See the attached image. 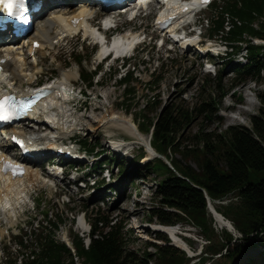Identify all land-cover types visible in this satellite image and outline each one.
I'll return each instance as SVG.
<instances>
[{"label": "rangeland", "instance_id": "rangeland-1", "mask_svg": "<svg viewBox=\"0 0 264 264\" xmlns=\"http://www.w3.org/2000/svg\"><path fill=\"white\" fill-rule=\"evenodd\" d=\"M214 3L221 4L222 0H215ZM75 6L77 5H73V8H71L72 11L78 10ZM71 9H67L68 12ZM92 10L97 11L95 8H92ZM55 11L45 14L43 17L48 18L52 13L55 14ZM155 12L156 6L152 5L150 6V17L144 16L132 23H128L125 17L119 19V25L122 29H133L140 35H142V32L146 35L144 39L146 43L139 46L127 60L113 62L110 59L106 64L97 65L99 63L98 46H95V41L92 38H85V29L77 37H71L70 35L60 42L54 40V37L58 35L53 36L56 32L53 29L50 37L52 47L46 45L35 56L31 54L18 56L21 61L24 60L27 63L24 66V69L27 70L26 74L35 72L33 83H49L61 79L66 72L76 73L77 78L73 90L79 101L70 102L68 108L70 110L69 114L72 115L69 119V125L76 127L72 132V141L76 148L79 147V142H87L86 145L88 147L93 146L95 151L89 154L87 161L78 163L76 168L65 167L67 174L57 179L44 172V166L47 162L54 163L52 158H49V160L43 159L39 162L44 172V176H41V182L43 183L31 190L29 200H26L25 204L17 206L8 219L0 214V264L6 258L16 256L15 236L19 230L24 229L26 231L31 223H35V226L38 222L41 223L43 212L48 214V218L52 222L57 218L61 219L62 223L55 232L57 242L63 243L65 241L63 236H66L69 242L75 234L81 237L86 236L90 230L88 220L94 217L96 211H100L104 216L122 220L125 224V229L129 231L125 237L127 250L142 254L147 249V251L153 253L154 248L148 247L147 243H162L156 240L155 233L158 225L154 222L149 223L148 212L157 204L154 191L157 182L164 178V173L160 171L161 173L157 174L153 171H147L144 163L147 160L146 158H151L148 150H142L141 145H131V137L124 131L101 126L99 120L106 117V115L114 114L125 117L137 126L139 124L137 118L140 113L153 120L163 107L187 105L191 108L196 104L200 105L199 103L202 100L204 102L210 97L214 100L219 99L220 102L213 106L215 115L212 117V121L204 122L206 131L220 134L231 126L251 129V117L258 116L260 110H264V104H261V97L264 96V73L259 82L249 79L245 82L236 83L232 82L235 75L231 73L230 68L225 64L227 58L224 62L220 58L218 60H208V62H211V66H204L205 57L197 53L195 44L192 46V52H185L180 49L181 43L169 45L168 47L172 51L157 47L150 40L155 36L153 20L151 19ZM210 18V10H204L195 17V20L201 23L204 38L209 34ZM93 22L91 24L94 27ZM37 25L38 22L35 26ZM33 33H35L34 28L29 35ZM86 37L88 36L86 35ZM208 39L214 45L219 44L221 40L220 37ZM205 41L208 40L205 39ZM22 43L21 40L20 44ZM210 46L212 45L208 44L205 49ZM223 46L222 43L221 50L224 49ZM215 47L218 48L217 45ZM71 54H80L85 59L81 67H77L69 59ZM235 62L236 57L233 58L232 63ZM122 64L126 67H121ZM97 66L99 69L94 77V86L85 90L84 85L78 78V72L93 71ZM126 71L131 72V85L135 88V104L130 108V112H125L126 103L122 105L123 87L118 83ZM219 71L221 72L222 82L218 83L221 90H218L215 87V82H213ZM22 82L23 88L31 84L26 79H22ZM234 83L236 85L231 88ZM78 92H81L84 97H80ZM247 96L254 101V107L250 112L241 116L244 124L230 123L228 118L237 115L239 110L246 106ZM147 100L158 102L157 109L152 110V107H146L145 102ZM200 121L201 119L196 117L186 127L183 133V145L188 144L187 139L196 133ZM28 125L29 123L27 127ZM31 125L35 128L38 127ZM7 133L8 131H5L2 135ZM142 136L149 141V135L142 134ZM113 142L121 145L114 151L108 148L112 146L111 143ZM2 144V136L0 135V145ZM6 152L12 153L9 150ZM140 153H143V159L140 158ZM174 158H178V156ZM100 159L102 160V167L107 170L101 175L99 169H89L91 164ZM62 163L67 165L66 162ZM190 165L194 169L196 168L192 161H190ZM50 170L49 168V172ZM71 171H77V176L84 178L89 173L91 174V181H88V185L84 188L80 185H73L72 180L75 173L71 174ZM263 174V172L257 173L250 170V180L252 182L257 181ZM102 179L105 185L97 191V183ZM94 181H96L95 186H92ZM230 202H236L233 195L222 201H216L214 204L227 205ZM211 206L214 208L213 204ZM213 221L212 226L219 237H222L223 230L234 234V228L228 230L229 227H222L216 220ZM45 225L46 223H43V226ZM171 230L174 231V234L178 231L177 228ZM179 232V237L181 239L185 238L192 251V253H189L184 250L186 248L184 240H179L175 234L177 238L175 240L176 245L182 246L184 249L177 248L188 254V258H192V261H189L188 264H200L198 262L199 257L210 258L203 247L205 244L209 246L208 242L200 236L196 228L191 225L180 224ZM218 256H213L211 261L206 260L203 264H214L219 259ZM263 258L264 249L254 245L239 256L233 264H263ZM76 262L78 263L79 260Z\"/></svg>", "mask_w": 264, "mask_h": 264}, {"label": "trees", "instance_id": "trees-1", "mask_svg": "<svg viewBox=\"0 0 264 264\" xmlns=\"http://www.w3.org/2000/svg\"><path fill=\"white\" fill-rule=\"evenodd\" d=\"M210 12L208 36L220 37L230 49L226 54L228 56L237 54L242 46L246 51L244 63H232L228 59L225 62L235 75L232 82L249 79L261 81L264 45H253L251 39L264 41V0H222L221 4L213 3ZM69 59L78 66L84 62L80 54H71ZM94 75L93 72H81V83L86 89L94 86ZM130 77L131 73L128 72L118 82L123 87L122 105L126 103L125 112H130L135 104V88L131 85ZM213 82L221 90L218 83L222 82L220 71ZM205 101L191 108L187 105L163 107L153 120L142 113L138 115V130L150 135V146L168 160L172 168L158 158L144 165L149 172L164 173V178L157 182L154 191L157 204L149 210L148 220L163 228H177V238H180V232L175 225H191L209 245L203 247L210 258L199 257L200 264L211 261L216 255H219V259L214 264H233L254 245L264 249V174L257 181L250 180V170L264 173V110L261 109L258 116L251 117V129L231 126L223 133L216 134L207 132L205 123L212 121L215 115L213 106L220 100L209 97ZM145 103L152 110L158 107L155 101L147 100ZM261 104H264V96L261 97ZM196 117L201 119L200 125L196 133L187 139L188 144L183 145V133ZM86 144L79 142L87 153L95 151L93 146ZM139 155L142 157L143 153ZM190 161L195 164V169ZM104 185L101 180L96 190ZM231 195L236 202L214 204ZM206 197L215 211L231 223L234 234L223 230L222 237L218 236L212 226L214 219L207 210ZM88 221V247L84 246V240L77 234L72 238L79 264H188L192 261L184 251L176 248L184 249L182 246H177L173 241L176 247L169 245L170 240L163 233H155L156 240L162 243H147L148 247L154 248L153 253L145 249L139 254L127 250L125 237L129 231L122 220L96 211ZM43 223L46 225L43 226ZM60 223V218L52 222L43 212L41 223L38 222L36 226L31 223L28 231L19 230L20 233L15 236L16 256L6 258L2 264H77L66 246L55 240ZM182 239L186 246L184 250L192 253L185 238Z\"/></svg>", "mask_w": 264, "mask_h": 264}, {"label": "bare ground", "instance_id": "bare-ground-1", "mask_svg": "<svg viewBox=\"0 0 264 264\" xmlns=\"http://www.w3.org/2000/svg\"><path fill=\"white\" fill-rule=\"evenodd\" d=\"M56 1L57 0H44L46 6L38 14V17H42L46 11L52 8L56 10L51 11H55V14L52 13L50 17L43 18V20L38 19V25H33L34 27L32 26L35 33L29 35L27 38H24L23 43L21 44L22 46L20 43H7L3 46L4 48H0V59L4 60V73L2 76L4 83L2 86L3 89L12 88L17 92H23L22 79H26L28 82L33 84L35 72L26 74L25 72L27 70L24 69V66H26L27 63L24 60L21 61V59L17 57L21 55L22 47L25 41H29L30 45L33 41L38 42L39 47L37 49L34 50L31 46L28 49V53L36 51L38 53L46 45H50V37L52 36L51 32L53 29L56 31L53 36L58 35V38L54 37V40L58 42L64 40L72 34H76L80 30L83 31V29H85V33L88 37L92 39L98 37L97 32L94 28H92L93 25L91 22L94 21L95 17L93 16L91 9L84 4H80V7H82L81 9L72 11V0ZM164 2V9L159 13L158 18L153 25L158 26L164 19L175 16L176 19L169 28V31H172L178 24L185 20L186 15L181 14L178 0H164ZM58 3L61 8H55V6H58L56 5ZM195 4H197V0H193L190 3L191 6H194ZM67 9H71V11L68 12ZM37 22H35V25ZM122 38L123 39L118 38L114 41L112 46L114 52L119 54V56L127 54L133 43L138 41L137 34H126ZM180 43V48L185 47V52H190L192 50V46L194 45V40H183L180 41ZM76 78V73L69 71L64 73L61 79L47 83L46 86H44V89L48 93L50 92L49 99L36 106L32 112L26 114L25 122L21 125L27 129L24 128V131H20L19 134L24 135V132L28 133V139L32 141L33 144L30 148V154H28L29 157L26 156L25 158L17 159L23 166H25V173L19 178H12L9 175H3L0 172V214L3 215L5 219H8L12 212L14 213L17 206L25 203L26 200L30 198L31 190L43 183L41 182V176H43V174L41 170L36 167H39V162L41 160H49L51 146L53 145L55 146L54 148H56L60 144L64 143L65 140L70 139L72 132L76 129L74 125H69V119L72 115L69 114L70 110L68 109L69 104L67 102V100H70L71 98L70 92H72L71 90L74 87ZM73 93L74 92H72V94ZM247 98L248 100L246 106L240 109L237 115L235 114V116L228 118L230 123L244 124L241 116L244 113L250 112L254 107V101L252 98L248 96ZM27 122L29 123L28 127ZM31 124L38 127L35 128ZM99 124H101V126H107V128L111 127L116 130L124 131L131 137V145H143L145 149L148 150L151 157L155 155L154 150L149 145V141L137 131L136 126L129 119L114 114L108 116L106 115V117L99 120ZM30 126H32V129H28ZM2 141L3 144L0 145V149L3 150L0 152V159L1 157H4L5 159L7 157L15 159L13 155L5 152V150L10 148L7 141L4 138H2ZM112 145H115L114 149L121 146L120 144H117V142H113ZM146 159H149V157ZM51 177L55 179L60 178L59 172L54 171L53 169ZM215 218L220 226L229 227L225 219H221V216H215ZM171 229L172 228H163L161 225L157 226V231H162L172 239L171 241L175 243L177 238L174 231ZM63 238L67 241L66 236H63ZM178 239L180 240V238Z\"/></svg>", "mask_w": 264, "mask_h": 264}, {"label": "snow or ice", "instance_id": "snow-or-ice-1", "mask_svg": "<svg viewBox=\"0 0 264 264\" xmlns=\"http://www.w3.org/2000/svg\"><path fill=\"white\" fill-rule=\"evenodd\" d=\"M4 0H0V3H3ZM205 2H207V0H205ZM15 3V0H8V6L11 8L13 6V4ZM11 98H5V100H8ZM4 104L5 101H0V120H7L9 119V115L5 112L4 110Z\"/></svg>", "mask_w": 264, "mask_h": 264}, {"label": "water", "instance_id": "water-1", "mask_svg": "<svg viewBox=\"0 0 264 264\" xmlns=\"http://www.w3.org/2000/svg\"><path fill=\"white\" fill-rule=\"evenodd\" d=\"M164 161V163L170 168V166L168 165V163L165 161V160H163ZM171 169V168H170ZM206 199H207V202H208V206H207V208H208V210H209V212L212 214V216L215 218V216H220L219 214H217L215 211H214V209H213V207L210 205V202H209V200H208V198L206 197ZM216 219V218H215ZM221 219H223L222 217H221ZM227 222V224H228V226H229V228L230 229H233V227L231 226V224H230V222H228V221H226ZM229 228H227L228 230H230ZM157 232H162V231H157ZM172 240V239H171ZM169 245H171V246H174L173 244H172V241L169 243ZM174 247H176V246H174ZM188 255V254H187Z\"/></svg>", "mask_w": 264, "mask_h": 264}]
</instances>
